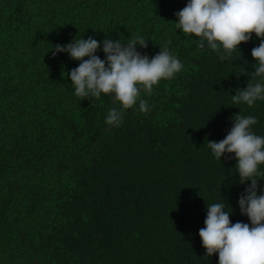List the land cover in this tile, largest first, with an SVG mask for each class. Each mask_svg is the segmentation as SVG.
Here are the masks:
<instances>
[{
	"label": "trees",
	"instance_id": "1",
	"mask_svg": "<svg viewBox=\"0 0 264 264\" xmlns=\"http://www.w3.org/2000/svg\"><path fill=\"white\" fill-rule=\"evenodd\" d=\"M186 3L0 0V264H218L199 236L207 204L225 202L233 223H250L236 161L216 160L207 140H222L238 113L264 135V101L231 100L260 40L221 62L176 29ZM137 35L149 44L141 52L168 45L184 67L142 94L147 114L137 105L110 127L105 115L119 104L77 98L67 72L79 62L51 50Z\"/></svg>",
	"mask_w": 264,
	"mask_h": 264
},
{
	"label": "clouds",
	"instance_id": "2",
	"mask_svg": "<svg viewBox=\"0 0 264 264\" xmlns=\"http://www.w3.org/2000/svg\"><path fill=\"white\" fill-rule=\"evenodd\" d=\"M175 16L176 29L196 37L198 48L212 51L221 62H232L234 54L241 53V44L250 42L255 34L260 43L251 50L256 61L252 82L236 89L231 100L233 105L249 108L264 101V0H187ZM148 46L141 35L127 42L109 38L101 42L88 36L55 44L51 52L53 58L62 52L79 62L67 72L77 98L88 99L95 106L102 96H109L119 104V108L107 110L104 122L120 127L125 110L138 105V111H150L142 94L151 95L161 80L172 79L183 70V63L168 45L154 56L139 50ZM100 51L103 59L97 54ZM240 73L249 72L244 69ZM230 120L232 127L226 136L219 141L207 140V146L216 160L222 162L228 156L236 161L239 184L246 185L238 205L250 223H233L225 202L207 204L199 236L205 257L218 254V264H264V187L260 184L264 180V135L254 131L257 118L253 115L238 113Z\"/></svg>",
	"mask_w": 264,
	"mask_h": 264
}]
</instances>
